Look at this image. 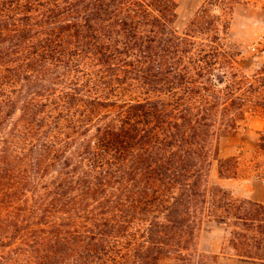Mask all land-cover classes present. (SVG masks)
Instances as JSON below:
<instances>
[{
  "label": "trees",
  "instance_id": "trees-1",
  "mask_svg": "<svg viewBox=\"0 0 264 264\" xmlns=\"http://www.w3.org/2000/svg\"><path fill=\"white\" fill-rule=\"evenodd\" d=\"M177 19L178 0H0V264H218L206 222L264 260V203L210 181L214 158L240 175L220 139L264 113V63ZM251 163L264 179V133Z\"/></svg>",
  "mask_w": 264,
  "mask_h": 264
},
{
  "label": "rangeland",
  "instance_id": "rangeland-1",
  "mask_svg": "<svg viewBox=\"0 0 264 264\" xmlns=\"http://www.w3.org/2000/svg\"><path fill=\"white\" fill-rule=\"evenodd\" d=\"M195 4V0H178L176 29L180 34L190 33L196 41H217L237 55L239 66L245 71L253 73L264 63V0H209L201 9H192ZM262 133L264 113L252 112L241 123L236 135L221 138L220 157L240 156V175L222 178L219 161L214 158L211 183L226 188L238 200L264 203L261 202L264 200V179L255 176L251 165ZM230 230L206 222L199 233L198 247L202 251L210 250L223 240L228 246ZM225 252L232 253L228 247ZM261 254L264 256V251Z\"/></svg>",
  "mask_w": 264,
  "mask_h": 264
},
{
  "label": "crops",
  "instance_id": "crops-1",
  "mask_svg": "<svg viewBox=\"0 0 264 264\" xmlns=\"http://www.w3.org/2000/svg\"><path fill=\"white\" fill-rule=\"evenodd\" d=\"M197 4H195L192 9H201L209 0H195ZM181 2V1H180ZM225 179H221V181H224ZM248 199H254L250 195H246ZM261 202H264L262 200ZM227 245V243L223 240V242H219L218 245H216V248L213 249H205V252L209 253H218L221 254L218 264H260V262H264V260H256V261H247V260H241L236 257H231L229 255L222 254V251L224 250V247Z\"/></svg>",
  "mask_w": 264,
  "mask_h": 264
}]
</instances>
